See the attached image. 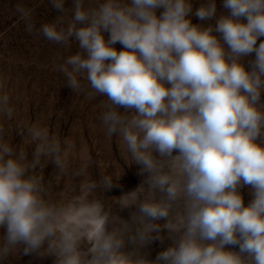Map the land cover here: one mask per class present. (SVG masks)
<instances>
[{
	"label": "clouds",
	"instance_id": "obj_1",
	"mask_svg": "<svg viewBox=\"0 0 264 264\" xmlns=\"http://www.w3.org/2000/svg\"><path fill=\"white\" fill-rule=\"evenodd\" d=\"M48 3L60 14L38 28L32 9L16 12L27 32L76 43L55 68L72 92L106 97L100 127L143 179L106 204L97 190L124 172L93 179L73 166V141L41 121L18 120L14 144L0 82V264L21 252L54 264H264V0H223V12L216 0ZM162 233L171 243L151 259Z\"/></svg>",
	"mask_w": 264,
	"mask_h": 264
},
{
	"label": "rangeland",
	"instance_id": "obj_2",
	"mask_svg": "<svg viewBox=\"0 0 264 264\" xmlns=\"http://www.w3.org/2000/svg\"><path fill=\"white\" fill-rule=\"evenodd\" d=\"M199 3L200 0H193L194 10ZM216 3L218 12L225 11L222 8L223 0H216ZM18 4L33 10L37 28L60 14L51 7L48 0H0V82L11 93L16 108L13 120L4 121L6 127L9 124L12 127V142L16 145L22 143V138L16 134L18 120L41 121L52 133L71 139L77 149L73 155V166L87 164L93 179L98 180L101 175L115 178L124 172L117 186L105 193L108 197L97 190V195L106 204H112L109 197H119L133 190L143 177L137 174V165L129 166L130 160L122 152L117 137L109 139L100 127V103L106 97L90 99L86 91L74 93L65 86V77L56 70L54 61L58 63L57 57L75 53L78 50L76 43L73 41L71 49L65 50L63 46L38 36L35 31L27 32L25 23L16 12ZM71 5L72 0H66L65 6ZM193 23L199 21L193 17ZM28 150L31 152V146ZM43 174L46 181L55 182L52 165H47ZM62 187L63 182L55 190ZM242 191L245 203H248L251 200L249 189L245 187ZM129 212L123 210L119 214L128 219ZM162 234L165 236L163 244L155 241L144 250L151 259L171 243L166 233ZM54 260L50 255H23L21 252L9 257L6 264H54Z\"/></svg>",
	"mask_w": 264,
	"mask_h": 264
}]
</instances>
